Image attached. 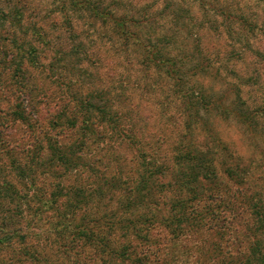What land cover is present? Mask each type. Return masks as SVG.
<instances>
[{"label":"rangeland","instance_id":"374dc122","mask_svg":"<svg viewBox=\"0 0 264 264\" xmlns=\"http://www.w3.org/2000/svg\"><path fill=\"white\" fill-rule=\"evenodd\" d=\"M0 11L16 25L0 35L25 55L8 73L0 54V264H196L203 249L204 264H264V0H0ZM135 38L161 55L151 62ZM186 149L211 152L212 171ZM190 165L205 187L184 180ZM118 212L158 222L109 234L112 257L58 244L67 225Z\"/></svg>","mask_w":264,"mask_h":264},{"label":"trees","instance_id":"16d2710c","mask_svg":"<svg viewBox=\"0 0 264 264\" xmlns=\"http://www.w3.org/2000/svg\"><path fill=\"white\" fill-rule=\"evenodd\" d=\"M117 17V16H116ZM111 19L113 20V18L111 17ZM116 21V20H115ZM131 21L126 18V17H117V27L119 29V32H120V36H122V38L124 39L125 37H127L128 39L130 37H135V35H133L131 32H130V29H129V25L131 24L130 23ZM0 28L4 31H9V29H5L4 27V24L6 25L7 23H9L10 27L13 28V30H15L16 28V25H12V20L10 18V15H6V13L0 11ZM10 32V31H9ZM135 43L141 45L140 41L135 38ZM142 48L144 49H148V59L151 61V62H154L156 57H159L161 54H160V51L158 50V48L156 47H148V43L145 44V46L141 45ZM156 46V45H155ZM10 47H12L13 51H10ZM162 51V49H160ZM7 51V52H6ZM164 51V49H163ZM165 52V51H164ZM0 54L4 55V56H7L8 58L5 60L7 61V65H8V73L12 72V73H19L21 70H19L15 65L16 61H18V65L21 66V65H24L23 63V60L25 59V55H20L21 54V48H16V36L14 37L13 35L11 37H7L6 35H0ZM166 56V54H164ZM167 57V56H166ZM29 60H31V58L28 56ZM30 64V63H29ZM160 64L157 63V65ZM15 66V68H13ZM24 66H22L23 68ZM174 63L170 64L169 61H166V74L167 75H170L171 73H174ZM21 68V69H22ZM13 69V70H12ZM24 71H26V69H24ZM106 109L103 108L101 109L100 113H99V116H101V118L103 120H105L111 127L112 129H117V133L118 135H120V130L117 128L118 126V123L117 121H115L113 119V117L115 118V115H113L114 113L113 112H110L109 110L105 111ZM24 113L22 111V113H18V116L20 117L19 121L20 122H25L26 119H24L23 117ZM189 120V119H188ZM190 121V120H189ZM189 122H187V125H186V128H185V134L186 136L187 135H191L192 136V129H191V126L189 127ZM28 127H31V125H27ZM205 126V123L204 125ZM49 142V141H48ZM48 148H50L52 154H49V157L51 159H54L56 160L57 162H63V163H68L69 159H67L65 157V155L58 151V146L56 145H50L48 146ZM202 150V149H201ZM201 150H190V149H186L185 150V156L188 158V160H194L195 159V156L197 154L200 155L201 157V161H202V164H201V167L198 169L201 173H203L204 169L207 170V171H212V165H210V162L212 160V156H211V152H207L205 150L204 153H201L200 151ZM190 151V152H189ZM228 159L230 160L231 157ZM47 161V159H46ZM204 162H206L207 164V167H205L203 164ZM225 163V161H224ZM223 166V165H222ZM210 167V168H209ZM206 168H209V169H206ZM21 170H23L21 172ZM189 171L188 173H185V175L183 176L184 180L186 182H191V179L190 177H195V181L202 179V181H204L203 183V187H205V178L201 177V173L199 175H194L195 172H196V168L193 166V165H190L189 169L186 170V172ZM20 172L21 173H24L25 170L23 168L20 169ZM225 178L228 179V181H231V183H235V185H238V183H236L237 181L234 180V175L232 173V166H228L225 168ZM188 175H189V178H188ZM207 185V184H206ZM218 186L220 187L221 186V183L218 184ZM222 187H225V189H227V186H222ZM211 188V187H210ZM209 188H205V190H207ZM221 202L225 205L228 204V201L226 199H222V201L219 202L218 206L217 207H221ZM122 204V203H119V205ZM26 205V203H25ZM123 205V204H122ZM121 205V206H122ZM223 207H225L223 205ZM120 216H117L115 213H113L112 215H99V216H96L95 218H92L90 219L91 222H82L80 224H77L76 226L72 227L70 225H67V233L69 234H61V235H58V244L61 246V242L62 240H67L68 237L71 239V242L74 241V240H83L85 243H88L90 244L91 246H93L94 249H96V251L98 250L103 256H107V254H109V256H113L111 255V253H108V246H111L112 242H111V239L110 237L108 236L109 234H112V233H115V232H119L122 236H128V234H134L135 232H138L139 230L137 229V226L138 225H141V224H150V223H153V222H158V218L155 216V215H148V216H140V217H137L136 219L132 218V219H128L126 216H123V213H119ZM185 221L189 224L190 227H186L184 228V230H188L190 231L192 229V227H194V223H197L196 222V216H190V217H185ZM162 220L164 222H166L167 224L170 223V221L172 219H170L169 217L168 218H162ZM260 223L262 224V221H261V218H260ZM93 224V226L91 225ZM28 225H26L25 228H27ZM178 235V233L176 234ZM38 236V235H37ZM61 237V239H60ZM4 240L9 244L11 242H13V237H7L6 235L4 236ZM19 238V237H18ZM200 242V241H199ZM202 242V241H201ZM200 242V244H201ZM199 244V245H200ZM65 248L64 249V252H66V250H68L66 247H63ZM62 250V249H61ZM209 250L208 249H203L202 251L199 250L198 252V259H197V263L196 264H204V262L202 260H205L204 258L208 257L207 255L210 253V251L208 252ZM131 262L133 264H141L143 263L142 262V259H139V258H136V256L133 255V257L131 259ZM34 264H40L39 260H34L33 262ZM107 264H114L112 263L111 261H109V263Z\"/></svg>","mask_w":264,"mask_h":264}]
</instances>
